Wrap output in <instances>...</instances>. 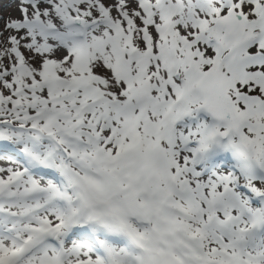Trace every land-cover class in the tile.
Returning <instances> with one entry per match:
<instances>
[{
    "label": "snow or ice",
    "instance_id": "1",
    "mask_svg": "<svg viewBox=\"0 0 264 264\" xmlns=\"http://www.w3.org/2000/svg\"><path fill=\"white\" fill-rule=\"evenodd\" d=\"M12 3L0 264H264V0Z\"/></svg>",
    "mask_w": 264,
    "mask_h": 264
},
{
    "label": "rangeland",
    "instance_id": "2",
    "mask_svg": "<svg viewBox=\"0 0 264 264\" xmlns=\"http://www.w3.org/2000/svg\"><path fill=\"white\" fill-rule=\"evenodd\" d=\"M13 9H14V4L12 3V0H8L6 6L0 8V14L8 15L13 11Z\"/></svg>",
    "mask_w": 264,
    "mask_h": 264
},
{
    "label": "trees",
    "instance_id": "3",
    "mask_svg": "<svg viewBox=\"0 0 264 264\" xmlns=\"http://www.w3.org/2000/svg\"><path fill=\"white\" fill-rule=\"evenodd\" d=\"M7 2H8V0H0V8L5 7Z\"/></svg>",
    "mask_w": 264,
    "mask_h": 264
}]
</instances>
